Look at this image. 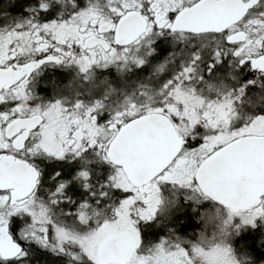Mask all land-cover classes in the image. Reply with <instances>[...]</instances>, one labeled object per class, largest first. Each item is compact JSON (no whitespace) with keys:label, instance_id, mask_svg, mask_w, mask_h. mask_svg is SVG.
Returning <instances> with one entry per match:
<instances>
[{"label":"snow or ice","instance_id":"6c2138e0","mask_svg":"<svg viewBox=\"0 0 264 264\" xmlns=\"http://www.w3.org/2000/svg\"><path fill=\"white\" fill-rule=\"evenodd\" d=\"M0 7L16 18L0 25V264H264V0ZM49 64L95 91L63 95V74L38 83ZM112 65L170 75L149 71L113 104ZM245 168L259 176L237 196ZM177 212L198 227L161 235Z\"/></svg>","mask_w":264,"mask_h":264},{"label":"flooded vegetation","instance_id":"af4514ba","mask_svg":"<svg viewBox=\"0 0 264 264\" xmlns=\"http://www.w3.org/2000/svg\"><path fill=\"white\" fill-rule=\"evenodd\" d=\"M28 3L31 4L33 3V0H28ZM5 0H0V5H4ZM13 11L12 8L8 9L9 14ZM4 12V8L0 7V13ZM27 12H23V15H27ZM16 22L15 17L6 16V15H0V25H10L12 23ZM182 42H177L176 47L179 48L180 44ZM187 47V46H186ZM173 50V44L171 42V37L168 38V40L165 42V46L161 49L162 55H161V60L164 59L165 56H167L168 53L172 52ZM207 55V53H206ZM177 59V63H178ZM99 72L100 70L97 69ZM149 71H152L153 76H158L162 78L165 74L170 75V70L167 71V73H160L156 74L154 72V69H150L148 71L144 72H137L135 68L133 70H128V71H120L118 69L111 70V72H103V75L108 76L110 80H112L113 77H116V80L113 82L116 83V86L119 88V91L116 93H113L110 95L109 102L110 103H119L122 101V98L125 95H128L130 92L133 93L134 91H137L138 89V84L143 83L146 78L149 76ZM63 74V80L67 79H74V83L72 86H67L65 90L63 91V95L65 96H72L76 92L82 93L85 97H88L90 95V92H94L95 88L93 87V82L91 81H84L80 77L76 76V68H67V67H62L59 64H49L47 66H44L42 71L37 74V82L42 83L43 85L47 86L46 82L53 78L56 79H61V76ZM63 80H61L63 82ZM153 89H155L157 86L154 81H152ZM43 93H41V97L43 100H47L49 96L52 95V90L50 87H48V90L46 92L43 91V87L40 89ZM144 102H147V98H144ZM244 107L248 109L249 111L252 110L251 105L247 103V99L245 100ZM256 110L257 111H264V105H261L259 103L256 104ZM165 192L167 194L168 189L165 188ZM180 196L181 201H183V195L178 194ZM174 232H177L181 235H189L184 232H181L179 230H173ZM167 231L161 229V235H164ZM195 237H198L199 234L197 233L196 235H192ZM191 237V235L189 236ZM198 242V241H197ZM44 264V263H42Z\"/></svg>","mask_w":264,"mask_h":264},{"label":"water","instance_id":"95a60500","mask_svg":"<svg viewBox=\"0 0 264 264\" xmlns=\"http://www.w3.org/2000/svg\"><path fill=\"white\" fill-rule=\"evenodd\" d=\"M153 131L155 132L154 142H163L165 138V131L159 126L153 125ZM259 157L256 158V163L259 164ZM255 174L259 176V169L253 168L249 171L247 168L243 169L237 174V182L230 184L229 188L234 192L235 195L240 196L243 192L244 187L250 182V178Z\"/></svg>","mask_w":264,"mask_h":264},{"label":"trees","instance_id":"16d2710c","mask_svg":"<svg viewBox=\"0 0 264 264\" xmlns=\"http://www.w3.org/2000/svg\"><path fill=\"white\" fill-rule=\"evenodd\" d=\"M49 80H61V79H56V78H51ZM62 82V81H61ZM50 87V86H48ZM51 88V87H50ZM188 211H191V209H188ZM198 227V222L196 221L195 216H192L191 218V226L187 228V231L185 230L186 228V219L185 216L182 214V212H177L174 215H172L169 219L168 222H165V220H161V229L168 231V229L172 230H179L181 232H184L186 234L192 233L196 228ZM190 238V237H188ZM192 240H200L198 237L192 236ZM44 263L41 261V264Z\"/></svg>","mask_w":264,"mask_h":264},{"label":"rangeland","instance_id":"374dc122","mask_svg":"<svg viewBox=\"0 0 264 264\" xmlns=\"http://www.w3.org/2000/svg\"><path fill=\"white\" fill-rule=\"evenodd\" d=\"M111 69L115 70L117 68H116L115 65H112ZM98 70H100V69H98ZM128 70L131 71V70H133V68H128V69H125L124 71H128ZM189 239H191V237ZM197 241H198L197 243L200 244L204 249L209 248L214 243V240L211 238L210 234H208V233H206V235H205V237L203 239H200V240H197Z\"/></svg>","mask_w":264,"mask_h":264}]
</instances>
